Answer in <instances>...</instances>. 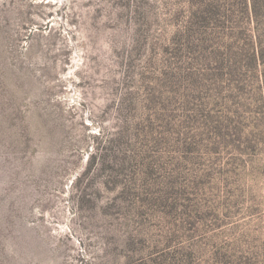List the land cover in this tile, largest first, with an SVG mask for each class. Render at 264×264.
<instances>
[{
  "label": "rangeland",
  "instance_id": "1",
  "mask_svg": "<svg viewBox=\"0 0 264 264\" xmlns=\"http://www.w3.org/2000/svg\"><path fill=\"white\" fill-rule=\"evenodd\" d=\"M0 264H264V0H0Z\"/></svg>",
  "mask_w": 264,
  "mask_h": 264
}]
</instances>
